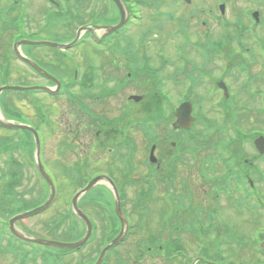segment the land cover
<instances>
[{
    "label": "rangeland",
    "instance_id": "rangeland-1",
    "mask_svg": "<svg viewBox=\"0 0 264 264\" xmlns=\"http://www.w3.org/2000/svg\"><path fill=\"white\" fill-rule=\"evenodd\" d=\"M46 2L45 0H43ZM93 0H83L84 7L87 8H93ZM259 0H254V3H251V1H245V0H232L230 2V5L226 11V21H228L227 24V29L235 35L237 33L236 28L234 25L236 24V17L241 16L242 11L245 9H249V5H256L257 8L256 10H260L261 7L257 6ZM4 0H2V4L4 5ZM25 4H22V6L19 8L20 11L25 10L28 14H30V17L28 18V22L24 23L26 30H24L25 34L24 37L28 38V35H30L31 31H36L40 29V26L42 25V20H43V14L52 9L50 8V5H46L44 2L41 0H23ZM64 2V0H62ZM134 3V8L133 12L136 17L137 21V30L139 29L140 31L138 34L143 35L141 30L149 29L151 27H154L155 34L149 37V42L147 45V51L150 53L152 62L154 63L155 67H158L160 64L161 58L159 55H170L171 57H174V54L178 52L179 48L177 46L178 43H184L186 40L183 37L184 32H178L179 30V25H175L173 22V18H169L170 14L173 13V15H176L179 17V15L182 12V9L184 7L183 5V0H133ZM47 3V2H46ZM176 3L180 4L179 8H176ZM191 4H194L195 9L193 7H189L190 5L187 4L185 5V20L182 21L181 19V24H185L188 26V35L190 38L193 39V41L197 39H202L205 36V32L208 31V27L210 26L211 32H217L216 36L219 38L221 36V29H222V19H216L215 17L209 15L210 13L208 12L209 9H213L215 5L214 0H193ZM234 4L233 6H231ZM27 5V6H26ZM77 8H80L79 4H77ZM8 6V4H6ZM18 7V6H17ZM194 9L195 11L191 10ZM202 9H205L206 12L200 11ZM53 10V9H52ZM83 10V9H82ZM1 12V11H0ZM219 15V13H216ZM244 19L247 20L249 23V20H251V16L244 17ZM187 20V22H186ZM203 20H206L209 25L206 30L204 24L202 23ZM23 26V18L21 16L18 17L17 19V24L10 26L8 24V16L6 13H3L2 16V21L0 22V66L3 61V58H5L7 55L10 56L9 52V37L10 33L12 31H17L21 30ZM237 29L239 25H236ZM69 26H66V23L64 20H62L59 23L54 24L51 26V28H47L45 30H42L41 32L34 33L30 35V38L34 40H55L57 34L54 31H57L59 33L61 32H68ZM154 33V32H153ZM156 34L158 35L156 37ZM258 36L260 33L257 34ZM262 36H264V31L261 33ZM261 35L259 37H261ZM186 36V35H185ZM140 37L138 38V44L140 42ZM177 38V41L175 40ZM247 43L248 46L254 44L256 41L255 37L251 35H246L244 39ZM187 43V42H185ZM137 44V45H138ZM136 45V46H137ZM32 46H22V50L27 54H31L33 58H35L40 64H43V66L46 69H50L51 71L55 72L58 75L62 74V77H64L66 70H64V66L61 65V62H57L54 58V52L52 49H44V48H31ZM187 46V50H188ZM237 48V45H235ZM86 48V46L81 47V51ZM190 51H193V45L190 44ZM84 51V50H83ZM74 53H77V50L74 51ZM163 53V54H162ZM76 54H74L75 56ZM78 57L80 58V63L79 60L77 59V56H75V60L78 61V63H75L74 69L79 66H81V63H84L85 57L83 53L77 54ZM163 55V56H164ZM246 55V54H245ZM3 56V57H2ZM62 55L58 56L59 57ZM89 57V56H88ZM156 57L158 59H156ZM249 57V55L247 56ZM66 60V58H65ZM191 61H199L198 59H194L193 56L190 57ZM55 64V65H54ZM108 69L109 65L107 63H104L102 70L105 71L104 75L101 73L100 76L102 79L109 80L110 79V74H108ZM251 73L252 74H259L262 73L264 75V67L261 69L260 65L257 64L256 67L252 66L251 68ZM64 70V72H63ZM173 67L169 66L165 70V78L166 82L164 85L165 91L170 94L174 99L172 100L173 103H176L174 105L179 104V97L177 95L181 92V86L180 84H175L169 74L173 72ZM70 72V71H69ZM74 72V70H73ZM121 78L124 80L126 78V74L123 71L120 72ZM2 76V75H1ZM72 77V76H71ZM9 81L12 83H25V84H31V83H40L44 82L41 81V78L35 77L34 74L31 73L29 69L24 67L22 63L19 60L13 59L12 60V65H11V73L9 76ZM47 83V82H45ZM135 81H128L124 84V87L120 89L115 97H110L108 98V101L104 105H96L95 108L97 110H100L102 106L107 108L110 111H107V117L111 118L113 116H118L121 113V108H119V104L122 101L123 96L128 93V92H134L137 94L144 95L143 101L141 102H132L131 103V115H130V120H136L137 122L144 123L145 120L149 119L147 124H149V129L151 130L152 126H155L153 123V112L154 111H149L148 108L151 109V106L148 103L149 96L147 94L151 90V85L152 81H141L137 84V86L134 85ZM3 84L1 79H0V85ZM49 84V83H47ZM107 84V83H106ZM109 86H112V80L107 84ZM2 86V85H1ZM259 84L255 82V84H251V87L249 89H254L257 88ZM65 88V85L62 89ZM127 91V92H125ZM7 93L4 94V98L8 104H11L12 102V108H15V106H18L17 108L22 109L23 113L29 115V117L34 120L35 122H38L40 119L42 121L43 114H46V117L50 119L49 125L43 124L41 128L43 129V156H41L42 161H44L45 166L50 170V172L56 176L57 181L59 183V187L61 188V192H58L56 203L53 206H50V208L46 209L40 214L34 215L30 218H27L25 220H22L21 223L22 225H25L27 228L40 232L42 234H46V229H45V222L52 218L53 216L58 215L60 212H68L69 211V204L67 205L68 202H70V198H72L71 192L74 189L76 185V181L66 177L70 174H72L76 163L79 161H83V158L86 157L87 154H84L85 151L86 153H90L91 150L89 148H92L93 151L96 150L99 144V139L97 138V134L95 133L94 130L91 131H82L80 128V125L76 123V121H72L71 117L69 119V116L67 114L66 110V104L62 100L64 97L60 98H52L47 95H43L41 92H33V90L28 91V92H19L15 90H10L6 91ZM27 94V95H24ZM30 94V95H29ZM36 95V96H32ZM39 96V99L42 100L43 105L45 106L43 112H39V110L34 106L36 98ZM165 105V109L167 113H169L170 106L168 105L167 101ZM39 105V104H38ZM41 115V117H40ZM175 118L173 120H170L168 123V127H171L172 122H174ZM134 130L132 131L131 137L135 140L137 143V155H133L135 164L137 165V170L132 174V178H135L133 182H124V178L122 174L118 173L115 174L116 178L119 180L120 186H122L124 189H126V194H125V206L127 209V214L129 218H131L132 222V227L134 228L135 235L129 236L127 240L120 246L117 247L118 252H122L124 256H128V251H133L136 252L137 250L141 254H143L142 250H146V247L140 246L142 243H147L149 240V237L151 235H156L160 233L161 238L165 239L163 237V234L165 233V230H161L160 226V202L157 200L162 199V195H159V199L156 198L154 201H151L152 203V208L149 213H145V207L148 205L150 206V202H146V205L144 203H139L137 200V193L140 189V185L144 182V185L146 186V181L150 178L149 170L151 165L147 163V157H148V148L151 146L152 142H149L146 138L149 136L146 134L145 130H140L136 123H134ZM207 128L213 129V127L209 124L206 125ZM250 128V127H249ZM252 128V127H251ZM168 129L165 127L164 122L160 123L158 127H156L155 133L157 136L160 137L158 140L160 145L159 149L157 151V157L159 159V166L157 167L159 170H162L164 165L166 164L167 161V153L168 150L165 148L167 144L166 136H167ZM8 134V131L6 130H0V144L4 142V135ZM166 134V136H164ZM121 135V134H120ZM119 135V137H120ZM164 136V137H163ZM103 137H108L109 135L106 136L103 134ZM165 138L166 143H162V141ZM107 139V140H108ZM225 143H227V140H223ZM1 148V147H0ZM2 149V148H1ZM0 149V183L3 182V172L4 170L10 169L11 166L14 168L15 165L10 162L12 159V155L9 154L6 150L2 151ZM120 152L122 154H125L127 152L126 147H122L120 149ZM16 157L18 160L23 164L21 169L23 171V174L25 176V179L18 187L19 194L25 195V198L30 200V201H35L41 196V189L43 188L45 191V186L43 185V181L39 175V173L36 170V165L35 162L31 159V155L28 152V154L19 151L15 152ZM121 158V156H120ZM93 159V158H92ZM119 159V156L117 157ZM94 162L91 164L90 162V167H89V174L93 173V171L96 170H106L108 168V165L106 164L107 160L111 161L112 157L111 155L107 152V147L106 150H102L100 152L99 148L97 149V152L94 154ZM199 164V163H197ZM186 166V167H185ZM184 167H181L177 173V181L174 183H170L168 187H170V190H174L178 192L182 189L183 187V180L184 176H181L182 174L190 178V182H192L195 186V194L202 192V185L200 182L203 184V178L197 169V166L195 167L192 163L185 165ZM156 169V167H154ZM91 172V173H90ZM131 176V175H130ZM129 176V177H130ZM181 176V177H179ZM155 181V185L157 184L155 189V193L159 194L164 192V188L166 184L161 182L160 179L153 178ZM263 189H264V184ZM260 193L262 194L264 198V190H262L258 186ZM160 189V190H159ZM0 191H4V186H0ZM93 195V192L90 194ZM95 195V194H94ZM83 197V196H82ZM80 198L81 202V207L90 215H92L97 222V233L98 237L86 245L82 250L75 251L71 254H69L66 258V263L67 264H76L79 259L81 258L82 254H86L88 252H92L93 250L97 249L99 246V241L101 239V234L103 232L101 231V221H102V215H103V210L99 209L97 202L95 201H90L89 199V194L84 196L82 199ZM214 199V198H213ZM211 200L212 202L214 200ZM153 200V199H152ZM214 203V202H213ZM53 206V207H52ZM65 206H67L65 208ZM136 206L139 208V210L133 211V207ZM105 211H109L108 208L104 209ZM232 211H230L228 208L224 209L222 208L221 214L222 215H228L229 217L232 218L234 224L236 227L240 228L239 232H245L246 235H251V231H248L244 229V227L251 226L252 224L249 225V220H247L248 215H245L246 217H242L241 219L236 216L231 214ZM227 219V218H226ZM101 220V221H100ZM1 223V221H0ZM79 229H82V223L77 220ZM68 224V222L65 224V226ZM248 224V225H247ZM185 236L189 237V239H193L192 236L189 233H185ZM216 235L218 237V232L216 231ZM184 236V241L186 244V247L189 249V251L194 252L196 242L193 240V244L189 245L188 243H191V240L188 241L186 237ZM49 237H52L56 240H71L79 237V234H74L72 237H63V236H53L50 235ZM219 240L216 241V243ZM252 242V240H251ZM247 243L244 246H241L240 244L238 245L236 243V240H223V248L225 249L224 255H226L225 260L226 262L224 264H253V262L259 258L257 257L258 254L256 252V249L254 247L253 242L252 243ZM205 243H207V239L205 240ZM222 244V241L220 245ZM250 244L252 246L250 247ZM219 245V246H220ZM213 246V245H211ZM47 250H55L58 251L59 248L57 247H51L47 248ZM146 254V253H145ZM188 255V258L193 259L195 257L194 254ZM96 253L93 255L95 256ZM218 255V254H217ZM148 257V256H147ZM7 262H0L4 264H15L14 262V255L12 253L6 254ZM112 260L115 259V255H111ZM188 258H185V262H187ZM213 260L216 258L218 259L217 256L213 255L212 256ZM178 260H182V258H178ZM41 259H38V262H40ZM178 262V263H177ZM218 262V261H217ZM65 264V263H63ZM144 264H168L165 262H162L161 259H156V258H150L149 260H146ZM169 264H181V262L177 261L176 259L169 261Z\"/></svg>",
    "mask_w": 264,
    "mask_h": 264
},
{
    "label": "flooded vegetation",
    "instance_id": "flooded-vegetation-1",
    "mask_svg": "<svg viewBox=\"0 0 264 264\" xmlns=\"http://www.w3.org/2000/svg\"><path fill=\"white\" fill-rule=\"evenodd\" d=\"M214 1L213 9H209L208 12L210 16L212 14L216 19H222L221 36L217 38V32H211L210 26L208 27L209 23L205 20L203 21L204 30L208 27V31L205 32L204 38L193 41L189 36L190 39L185 41L187 43H182V48L177 56L165 55L161 64L165 70L170 63L181 64L182 81L180 89L182 94L185 92L194 93L192 102L194 112L197 113L196 121L198 123L211 125L216 130L215 133L219 135L223 134L220 128L223 131L227 129V137H230V140L227 138V148L209 154L210 158L213 159L212 165L214 168L209 170L210 178L204 180L205 183L206 181L209 182L208 191L211 198H214L213 202L216 203V201L221 200V205L226 208H232L234 203L239 205L241 208L232 211L231 214L236 215L238 219L248 215L247 220H251L253 225L258 226L264 232V213L261 211V209H264V198L258 188L259 186L264 190L262 185L264 184V151L260 152L259 150V146L264 145V142L262 143L259 139V137L264 138V77L262 74L252 76L254 77V84L257 82L260 87L250 90L249 77L247 76V72L252 66L256 67L259 64L261 69L264 67V36L261 35L264 30V0L258 1L257 6L261 7L260 10H256L257 7L254 4L249 5V9H245L241 13L244 21V34L242 35L255 37L256 41L253 46H248L245 40L233 41L231 38L232 33L227 29L226 11L232 0ZM245 1L254 3V0ZM59 3L58 8L62 7L65 13L60 15L59 18L50 15L43 30L51 28V26L61 22L66 17V20H70L66 24V26H69L68 32L59 33L54 31L57 34L54 41H60V43L77 41L73 42V46L66 50V54L58 51V49L55 53L64 57L67 56L69 59H73V54H76L79 63L80 58L77 54L83 53L84 56H87L84 63H81L80 68L74 71L73 74L70 72L69 75L72 74L73 77L82 76L83 79H87L86 81H89V77H91V81L102 80L100 74L104 75L105 73L102 67L104 63H107L109 65L107 73L118 76L120 70L123 69L122 66L131 63L132 59L129 55L121 54L120 49L129 47L135 51L137 48V41L133 37V33H130V21L124 26V31L107 35L104 27L113 24L115 20L119 21L120 18V11L114 2H102L97 9L86 7L83 10L68 9V5L62 0H59ZM193 11L195 10L193 9ZM200 11L206 12L205 9ZM256 11L259 20H256L253 16ZM216 13H219V15ZM80 14H83V16L76 18L73 16ZM247 16H251L249 23L244 19ZM88 24H92L94 31L87 30L78 39L80 27ZM260 28H262V31ZM258 33L261 37L257 35ZM105 39L108 41H104ZM190 44L193 45V51L189 50ZM235 45H237V48ZM83 46H86V48L81 51L80 48ZM187 46H189L188 50ZM75 50H77V53H74ZM248 55L249 57H247ZM191 56L199 61H191ZM54 58L58 57L54 56ZM33 59L37 61L35 58ZM38 63L40 64V62ZM75 63H78V61L75 60ZM191 65L196 67L193 68ZM65 68L68 71L71 70L70 65H66ZM47 70L51 71L49 68ZM188 78L196 82L193 83L192 89L189 88L190 79L187 80ZM88 87L89 84L86 83L83 89L87 91ZM94 93H96L95 96ZM117 94L119 92L116 89H108L107 91L97 89L96 92H88L89 97L88 95L86 97L95 99L94 101L89 99L90 105L88 108L94 107L95 103L104 105L108 98L115 97ZM128 98V94L124 95L119 104L125 118L126 113L131 110L130 101L127 102ZM107 111L111 112V110L102 106L92 122L85 117L82 122L84 132L96 128L95 132L99 137L98 148L100 152L103 150L101 144L105 142H111L114 145L109 150L115 149L121 130V124L118 122L117 117L108 118ZM128 123L130 131H132L131 123ZM103 134L109 135V139L103 137ZM195 155L206 157L204 153ZM216 166L218 167L216 168ZM245 181H249L252 188V194L248 198L250 205L258 209H260V205L262 207L256 213L257 216L255 214L249 216L247 207H243L244 202H240L241 198L235 192L236 185H242ZM227 217L229 221L233 222L231 217L228 215ZM244 229L247 230V227H244ZM262 231H258V233L260 234ZM243 233L245 234V232ZM262 250L264 252V249ZM258 264H264V262Z\"/></svg>",
    "mask_w": 264,
    "mask_h": 264
},
{
    "label": "trees",
    "instance_id": "trees-1",
    "mask_svg": "<svg viewBox=\"0 0 264 264\" xmlns=\"http://www.w3.org/2000/svg\"><path fill=\"white\" fill-rule=\"evenodd\" d=\"M160 111V108H158ZM13 135H7V142L0 144V148L2 151H9L12 148L16 147L13 141ZM5 152V151H4ZM3 182L0 183V186H4V191H0V221L2 225L0 226V262H6L7 258L5 257L6 252L15 250H22L23 256L19 255L20 264H26L28 260V251H24L22 249V244L18 243L17 240L13 237H7V226L5 223V219L9 216L21 212L24 210V200L16 199V187L21 182V175L17 171H10L9 177H2ZM20 253V251H19ZM22 254V253H20ZM36 254V253H35ZM33 256L32 258H34ZM47 261H51V256H45ZM4 264V263H1Z\"/></svg>",
    "mask_w": 264,
    "mask_h": 264
},
{
    "label": "water",
    "instance_id": "water-1",
    "mask_svg": "<svg viewBox=\"0 0 264 264\" xmlns=\"http://www.w3.org/2000/svg\"><path fill=\"white\" fill-rule=\"evenodd\" d=\"M14 87H15V86H13V87H12V86L2 87V88H0V92H1L2 90H5V89H11V88H14ZM190 108H191L190 106L182 105V106H179V107H177V108L175 109V112H176V114H177L178 117H179L178 122H179V123H183V124H186V123H187V127L190 125L189 123H191V121H192V117H191V114H190V110H191ZM14 126H15V127H19L18 125H14ZM38 142H39V141H38ZM38 142H37V143H38ZM38 144H39V143H38ZM38 147H39V146H38ZM38 161H39L40 171L42 172V174H43V176L46 178V180L49 182V184L51 185L52 191H53V193H54V188H53V185H52V181H51V179H50V176H49V174L46 172V170L44 169L43 165L41 164V162H40V160H39V157H38ZM98 181H99V178L94 179V180L89 184V186H88L87 188H85V190H83L82 192H80L79 194H77L76 198H77L81 193H83V192L89 190L91 187H93L96 183H98ZM53 193H52L51 198H50V199H49L44 205L38 207V208L35 209V210H32V211H30V212H27V213H25V214L18 215V216L14 217V218L11 220V226H12V228L14 229V231L16 232V235L18 234L19 236H22V237H24V238L27 237V236H25V235L23 236L22 233H20V232H18V231L16 230V228L13 226L14 221H15L17 218H19V217H24V216H27V215H30V214H34V213H36V212H38V211H41L42 209L46 208V207L50 204V202L52 201ZM76 208H77V207H76ZM116 209H117V211H118L119 216L121 217L122 224H123V229H122V232L120 233V235H119V236L113 241V243H116V242H118L119 240L122 239V237H123V235H124V227H125L126 222H127L126 219H125V217L123 216V213H122L121 209H120V201H119V196H118V194H117ZM77 212H78V214H79L81 217H83V218L88 222V233H87V236H86L82 241H80V242H76V243H59V242H53V241H50V242H48V244H53V245H58V246H63V247H76V246L81 245L82 243H84V242L88 239V237H89L90 234H91V225H90V223H89V221H88V219H87V217H86V215H85L84 213H82L80 210H77ZM46 243H47V242H46ZM110 246H111V244L105 248V250L103 251L102 257H103V255L105 254V252L107 251V249H108ZM102 257H101V259H102ZM101 259H100V260H101ZM99 262H100V261H99Z\"/></svg>",
    "mask_w": 264,
    "mask_h": 264
},
{
    "label": "bare ground",
    "instance_id": "bare-ground-1",
    "mask_svg": "<svg viewBox=\"0 0 264 264\" xmlns=\"http://www.w3.org/2000/svg\"><path fill=\"white\" fill-rule=\"evenodd\" d=\"M1 115V114H0Z\"/></svg>",
    "mask_w": 264,
    "mask_h": 264
}]
</instances>
